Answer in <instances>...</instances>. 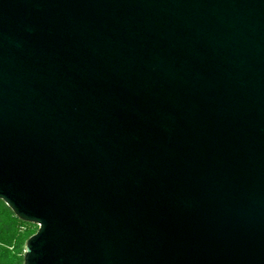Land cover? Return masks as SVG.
I'll list each match as a JSON object with an SVG mask.
<instances>
[{
    "label": "water",
    "instance_id": "water-1",
    "mask_svg": "<svg viewBox=\"0 0 264 264\" xmlns=\"http://www.w3.org/2000/svg\"><path fill=\"white\" fill-rule=\"evenodd\" d=\"M0 200L21 264H264V0H0Z\"/></svg>",
    "mask_w": 264,
    "mask_h": 264
},
{
    "label": "trees",
    "instance_id": "trees-1",
    "mask_svg": "<svg viewBox=\"0 0 264 264\" xmlns=\"http://www.w3.org/2000/svg\"><path fill=\"white\" fill-rule=\"evenodd\" d=\"M36 225L17 219L0 200V264H21L26 239Z\"/></svg>",
    "mask_w": 264,
    "mask_h": 264
}]
</instances>
